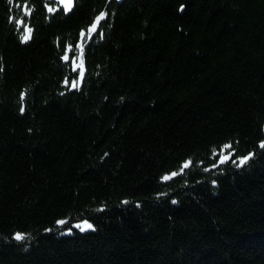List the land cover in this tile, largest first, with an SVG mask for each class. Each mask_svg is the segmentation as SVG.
I'll return each mask as SVG.
<instances>
[{
    "label": "trees",
    "instance_id": "obj_1",
    "mask_svg": "<svg viewBox=\"0 0 264 264\" xmlns=\"http://www.w3.org/2000/svg\"><path fill=\"white\" fill-rule=\"evenodd\" d=\"M262 144L264 0H0V264H264Z\"/></svg>",
    "mask_w": 264,
    "mask_h": 264
},
{
    "label": "snow or ice",
    "instance_id": "obj_2",
    "mask_svg": "<svg viewBox=\"0 0 264 264\" xmlns=\"http://www.w3.org/2000/svg\"><path fill=\"white\" fill-rule=\"evenodd\" d=\"M71 3H72V0H67V3H66V9H65V10H70V8H71ZM103 16H104V14L102 13L101 16L98 18V20L102 19ZM95 30H96V25H93V26H92V29H90L89 32H92V31H95ZM29 33H30V30H29ZM81 36L83 37L84 34L81 33ZM29 38H30L29 35H25V36H24V40H25V41H27ZM82 55H83V49L81 48V56H82ZM64 59L67 60V56H65ZM79 67L81 68L80 76H81V78H83V70H82V69H83V63H82V62H81V64L79 65ZM73 86L75 87V86H77V85L74 84ZM226 147H227V146H226ZM261 147H264V144H262ZM229 159H231V156H230V155H229V156H222V157L220 158L219 163H226ZM247 159H249V158L246 157V158L240 160V163H241V164L245 163V162L247 161ZM235 162H236V161L233 160V163H235ZM187 166H188V165H185V167H187ZM165 179H167V177H166ZM57 223H58V224H63V223H65V222H64V221H58ZM77 227H80L81 230L83 231V230H89V229H91V228H92V225L86 223V224L83 225V226L77 225ZM15 239H17V240H22V239H24V236H23V234L18 233V234H16Z\"/></svg>",
    "mask_w": 264,
    "mask_h": 264
},
{
    "label": "water",
    "instance_id": "obj_3",
    "mask_svg": "<svg viewBox=\"0 0 264 264\" xmlns=\"http://www.w3.org/2000/svg\"><path fill=\"white\" fill-rule=\"evenodd\" d=\"M54 1H57L59 3L60 6H62L64 8V10L66 9V3H67V0H54ZM119 2L123 1V0H117ZM74 4H75V0H72V3H71V8L70 10H65L66 13H69L72 11L73 7H74ZM104 14L103 18L98 20V18L101 16V14ZM106 18V11L103 10L96 18L95 20L93 21L92 25L89 27V30L92 29V26L93 25H96V30L95 31H92L90 32V36H89V39H88V42L92 39L93 35L96 33V31L98 30L99 26H100V22L101 20L105 19ZM84 49H85V45L83 47V55L79 56V65L81 64V62L83 63V78H84V72H85V59H84ZM78 64H76L75 66L78 67L79 66ZM80 72H81V68H80ZM83 78H81L80 74H79V84L82 83V80Z\"/></svg>",
    "mask_w": 264,
    "mask_h": 264
},
{
    "label": "rangeland",
    "instance_id": "obj_4",
    "mask_svg": "<svg viewBox=\"0 0 264 264\" xmlns=\"http://www.w3.org/2000/svg\"><path fill=\"white\" fill-rule=\"evenodd\" d=\"M82 225H84V224H82Z\"/></svg>",
    "mask_w": 264,
    "mask_h": 264
}]
</instances>
